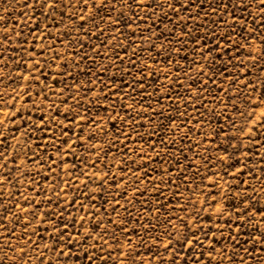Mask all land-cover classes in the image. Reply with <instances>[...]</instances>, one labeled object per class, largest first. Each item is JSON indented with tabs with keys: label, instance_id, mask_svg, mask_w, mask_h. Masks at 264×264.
Here are the masks:
<instances>
[{
	"label": "rangeland",
	"instance_id": "1",
	"mask_svg": "<svg viewBox=\"0 0 264 264\" xmlns=\"http://www.w3.org/2000/svg\"><path fill=\"white\" fill-rule=\"evenodd\" d=\"M0 17V264H264L260 0Z\"/></svg>",
	"mask_w": 264,
	"mask_h": 264
},
{
	"label": "snow or ice",
	"instance_id": "2",
	"mask_svg": "<svg viewBox=\"0 0 264 264\" xmlns=\"http://www.w3.org/2000/svg\"><path fill=\"white\" fill-rule=\"evenodd\" d=\"M69 0H36L37 5H39L40 7H47L51 10H55L57 8H59L61 6V4H64L65 6H67ZM77 4H82L83 5V9L86 10L88 8V3L89 0H76ZM111 3V0H93V7L95 8L96 6H103L104 8H107L108 4ZM138 6L143 7L145 4V0H137ZM260 6L262 8H264V0H260ZM129 7H131V4H129ZM176 11H179L178 9ZM0 19H2V17H0ZM78 19L85 21L86 22V18L83 14H81ZM119 19V17L117 18ZM30 55H34L33 53H30ZM36 67H39V62H36ZM37 95H39V93H37ZM261 103H264V95H262L261 97H259L256 101V106L259 107V105ZM19 111V110H17ZM15 116V113H13V117ZM262 116H264V113H262ZM0 123H3V121H0ZM257 123H264V119L257 121ZM4 144V139H0V145ZM5 158V153L0 151V160H3ZM5 165H0V167H4ZM239 171V170H238ZM0 183H3V181H0ZM247 199L251 200V197L248 196ZM19 206V205H17ZM0 207H3L2 202H0ZM6 211V209H5ZM25 212H27V209H24ZM240 213L237 214L238 219L240 217ZM246 215V214H245ZM248 219H251L252 217H246ZM4 225L3 223H0V228H2ZM67 225H65V229H66ZM237 230H239V225H237ZM59 231V230H57ZM36 232L35 230H33V235H35ZM0 235H3V233H0ZM101 239H103V237H100ZM58 239V237H57ZM69 240H71V237L68 238ZM87 239V237H86ZM232 239H235V237H232ZM105 243H107V241H104ZM189 244V247L192 246V241H188L187 242ZM195 243H200L199 238H196ZM2 247V246H0ZM165 250H167V248L169 247V245H165ZM59 255H71V251L64 253V252H60ZM85 255H87V253H85ZM125 255L127 256L128 254L125 253ZM0 259H3V257H0ZM90 260L94 259V257H89ZM49 264H51V262H49Z\"/></svg>",
	"mask_w": 264,
	"mask_h": 264
}]
</instances>
